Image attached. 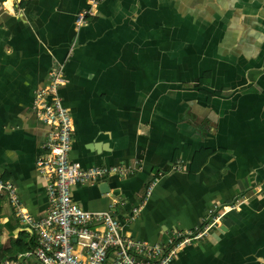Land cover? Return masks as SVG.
<instances>
[{
    "label": "crops",
    "instance_id": "obj_1",
    "mask_svg": "<svg viewBox=\"0 0 264 264\" xmlns=\"http://www.w3.org/2000/svg\"><path fill=\"white\" fill-rule=\"evenodd\" d=\"M86 7L0 0V176L19 209L47 213L35 171L47 127L32 104L61 72L70 160L127 169L72 186L75 203L150 244L223 206L221 225L170 264H264V0H102L76 27ZM20 232L31 233L0 194V264H36L12 247Z\"/></svg>",
    "mask_w": 264,
    "mask_h": 264
},
{
    "label": "built area",
    "instance_id": "obj_2",
    "mask_svg": "<svg viewBox=\"0 0 264 264\" xmlns=\"http://www.w3.org/2000/svg\"><path fill=\"white\" fill-rule=\"evenodd\" d=\"M101 1L87 0V7L75 17L76 27L96 15ZM64 81L61 72L53 74L47 85L35 91L32 104L34 115L47 127L41 146L43 153L35 161V171L45 181L48 202L45 216L35 219L19 209L13 184L0 176V194H6L15 208L20 226L36 236V246L31 251L36 264H170L181 248L201 240L221 225L227 211L214 204L207 209L201 226L186 232L173 230L164 243L150 244L122 234L119 221L110 211L90 212L75 203L70 192L72 186L93 183L113 174L121 176L127 169L82 168L70 160L72 120L58 94ZM172 169H179V164L175 163ZM153 183L147 186L146 196L151 193Z\"/></svg>",
    "mask_w": 264,
    "mask_h": 264
},
{
    "label": "trees",
    "instance_id": "obj_3",
    "mask_svg": "<svg viewBox=\"0 0 264 264\" xmlns=\"http://www.w3.org/2000/svg\"><path fill=\"white\" fill-rule=\"evenodd\" d=\"M35 246H36V236L33 232L31 233L20 232L16 241L12 245V247L15 248V250L20 252H24V251L31 252L34 250ZM4 256L5 255L0 246V262L3 260Z\"/></svg>",
    "mask_w": 264,
    "mask_h": 264
}]
</instances>
